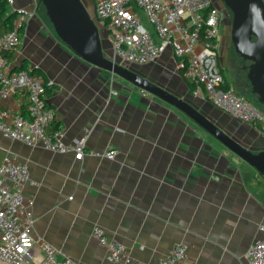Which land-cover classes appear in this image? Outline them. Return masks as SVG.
<instances>
[{"label": "crops", "instance_id": "crops-1", "mask_svg": "<svg viewBox=\"0 0 264 264\" xmlns=\"http://www.w3.org/2000/svg\"><path fill=\"white\" fill-rule=\"evenodd\" d=\"M11 1L13 10L33 9V0ZM34 9L9 54L11 67L30 68L51 83L50 129L60 127L64 143L90 126L84 150L116 155L76 159L72 151L52 152L0 132V162L9 156L28 165L24 193L32 200L33 239L54 246L59 257L108 264L91 235L99 226L138 261H154L183 243L193 264H244L249 245L262 236L263 179L226 148L212 149L211 137L195 134L194 122L174 107L75 55L46 26L39 5ZM171 61L167 48L155 61L131 65L149 77ZM3 105L25 112V95L13 93ZM234 118L264 139L257 127Z\"/></svg>", "mask_w": 264, "mask_h": 264}, {"label": "built area", "instance_id": "built-area-1", "mask_svg": "<svg viewBox=\"0 0 264 264\" xmlns=\"http://www.w3.org/2000/svg\"><path fill=\"white\" fill-rule=\"evenodd\" d=\"M38 5L39 1L33 0L32 10L19 9L15 28L0 34V132L28 145L41 144L52 152L72 151L76 159L86 153L113 159L115 149L103 153L84 150L90 126L71 143H64L62 131L50 129L55 109L47 103L45 91L51 83L30 68L11 67L8 55L21 44L16 28L35 14ZM92 5L91 17L106 31L114 58L146 64L171 49L176 68L196 84L195 94H205L214 105L264 134V112L243 94L224 87L225 78L218 67L221 18L215 0H92ZM13 93L25 95V112H13L3 105ZM29 182L26 163L9 156L0 162V264H83L66 255L59 257L54 246L31 236L35 218L32 200L24 193ZM259 229L262 236L249 245L244 264H264V222ZM91 235L105 248L108 264H193L183 243L154 261L142 262L101 227L95 226Z\"/></svg>", "mask_w": 264, "mask_h": 264}, {"label": "water", "instance_id": "water-1", "mask_svg": "<svg viewBox=\"0 0 264 264\" xmlns=\"http://www.w3.org/2000/svg\"><path fill=\"white\" fill-rule=\"evenodd\" d=\"M38 1L58 40L75 55L174 107L264 177V150L253 152L183 97L123 66L112 54L105 55L98 26L82 0ZM222 1L232 13L231 40L234 49L250 62L246 76L252 92L264 104V0Z\"/></svg>", "mask_w": 264, "mask_h": 264}, {"label": "rangeland", "instance_id": "rangeland-1", "mask_svg": "<svg viewBox=\"0 0 264 264\" xmlns=\"http://www.w3.org/2000/svg\"><path fill=\"white\" fill-rule=\"evenodd\" d=\"M82 2L89 11L90 15L92 16L93 15L92 0H82ZM215 5L220 11V17H221L220 36L218 40L219 42L218 67L221 70V72H223L228 85L232 89H234L237 93L243 94L245 97L249 99V101L257 109H259L261 112H264V104L260 103L258 101L257 96L252 92L250 82L246 76L248 65L250 64V62L246 59H243L235 51L233 42L231 40L232 13L225 6L222 0H215ZM38 13L44 19L46 26L54 34L52 25L48 20V17L45 14V10L41 4H39ZM98 30H99V35L101 38L104 54L107 56H111L112 49L111 46L109 47L106 40L107 33L103 28H98ZM169 59H171V57ZM169 59L168 61H170ZM117 60L120 62L119 59ZM171 63L172 64L169 65L166 71L164 69L161 70L156 69V71H153L149 75V77L145 75V72H147V70H145L144 68L139 69L138 67L136 68L135 66L130 65V63H126V62H122L121 64L123 66L130 67L132 70L144 75L149 80L158 82V84L164 86L166 89L170 90L174 94L181 96L187 101H189L195 108H197L208 118H210L222 130L227 132L230 136H232L237 141L242 143L248 149L252 150L253 152H259L261 150H264V139L261 138L257 133H255V131H253L251 128L247 127L246 125L241 124V122L236 121L235 118L230 113L226 111L220 112V109L215 105H213V103L205 96V94H200V96H198L199 94H195L192 91H188L187 88L185 87L184 79L181 76L182 75L181 70L176 68L173 61H171ZM107 73L109 76L115 78L116 80L123 81L121 78L109 72ZM127 84L130 85V87H132L133 89L134 88L137 89L133 85L129 83ZM159 102L161 103V101ZM166 106L169 105L166 104ZM208 106L210 107V109ZM194 125H195V129H197V132L195 134L211 137L208 133H206L204 130L199 128L196 124ZM211 143H212V149L214 150L218 148L222 149L223 147L218 141H216L212 137H211ZM259 176L264 181V177L261 175Z\"/></svg>", "mask_w": 264, "mask_h": 264}, {"label": "trees", "instance_id": "trees-1", "mask_svg": "<svg viewBox=\"0 0 264 264\" xmlns=\"http://www.w3.org/2000/svg\"><path fill=\"white\" fill-rule=\"evenodd\" d=\"M17 15H18V11L13 10L11 8L8 0H0V34L4 33V32L11 31L15 28L14 21H15ZM16 30H17V33L19 34L20 38H21V36L24 33V24L17 27ZM8 57H9V55H8ZM18 68L20 69V68H25V67L19 66ZM15 69H17V68H15ZM33 72L37 73L35 70ZM181 73H182V71H181ZM222 74H223V72H222ZM223 76H224V74H223ZM224 78H225V76H224ZM186 80H187L190 91L194 90L197 87L193 81H191L189 79H186ZM224 87L225 88L230 87L226 81V78H225ZM50 88H51V86L46 87L45 93H49ZM54 129L57 130V129H60V127H55Z\"/></svg>", "mask_w": 264, "mask_h": 264}, {"label": "flooded vegetation", "instance_id": "flooded-vegetation-1", "mask_svg": "<svg viewBox=\"0 0 264 264\" xmlns=\"http://www.w3.org/2000/svg\"><path fill=\"white\" fill-rule=\"evenodd\" d=\"M221 18V17H220ZM220 24H221V22H220Z\"/></svg>", "mask_w": 264, "mask_h": 264}]
</instances>
